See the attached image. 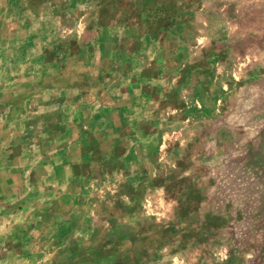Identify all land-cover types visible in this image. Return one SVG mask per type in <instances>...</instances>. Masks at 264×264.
<instances>
[{
  "label": "rangeland",
  "instance_id": "1",
  "mask_svg": "<svg viewBox=\"0 0 264 264\" xmlns=\"http://www.w3.org/2000/svg\"><path fill=\"white\" fill-rule=\"evenodd\" d=\"M0 264H264V0H0Z\"/></svg>",
  "mask_w": 264,
  "mask_h": 264
}]
</instances>
